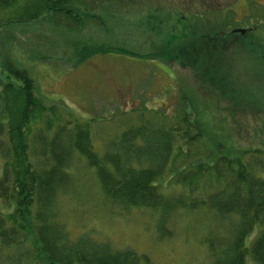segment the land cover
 I'll use <instances>...</instances> for the list:
<instances>
[{"label":"rangeland","instance_id":"rangeland-1","mask_svg":"<svg viewBox=\"0 0 264 264\" xmlns=\"http://www.w3.org/2000/svg\"><path fill=\"white\" fill-rule=\"evenodd\" d=\"M27 1L0 6V106L6 105V86L21 85L12 70L24 68L34 78L35 95L47 105L56 104L64 117L90 120L92 143L101 154L123 129L141 123L144 110L151 116L152 109H162L179 119L187 110L198 125L205 126L208 149L204 153L211 152L203 161H211V155H228L227 146H217L218 138L225 140V124V135L234 146L249 151L245 159L257 163L264 177V0H77L82 21L87 20L83 26L61 13L45 12L30 19L32 7ZM219 1L226 7L222 17L215 13L217 21L212 15H200L196 20L201 22L195 24L189 16L192 11L213 14ZM186 9L190 11L187 18L177 16ZM151 11L153 26L148 17ZM206 24H217V30L222 26L232 38L226 48L221 47L213 73L206 57L188 65L194 62L183 54L176 62L152 56H162L157 45L167 42L168 36L184 40L193 30V35L202 32ZM250 25L254 27L248 32L240 29ZM121 48L149 56L128 55ZM205 65L209 73L198 74ZM191 157V162L177 159V171L169 167L162 180L165 194L188 192L173 181L181 166L200 163L199 157ZM2 168L0 154V174ZM70 171L71 190L59 198L57 206L72 237L89 232L97 239H109L115 247L149 254L155 264H210L205 243L211 227L209 209H178L168 221L171 233L161 237L159 211L113 202L83 158H76ZM0 209L6 210L1 202ZM260 228L250 234L248 244ZM9 252L0 260L5 261ZM247 264H254L249 256Z\"/></svg>","mask_w":264,"mask_h":264},{"label":"trees","instance_id":"trees-1","mask_svg":"<svg viewBox=\"0 0 264 264\" xmlns=\"http://www.w3.org/2000/svg\"><path fill=\"white\" fill-rule=\"evenodd\" d=\"M16 1L0 0V6L8 7ZM76 4L77 0H28L27 6L32 7L28 15L35 19L45 12L64 14L83 26L87 20L82 21L81 9ZM225 7L219 1L213 14L192 11L189 15L186 9V13L177 16H192L195 24L201 22L196 20L200 15H212L217 21L215 13L222 17ZM148 17L153 26V11L148 12ZM252 26L244 28V32ZM204 28L197 35H193V30L184 40L168 36L167 42L157 45L162 56H152L176 62L183 59V54L194 62L188 65H197L206 57L213 73L221 47L226 48L232 38L222 26L217 30V24H206ZM120 51L149 56L139 50ZM203 70L198 74L209 73L207 65ZM12 73L21 85L8 84L4 90L6 105L0 106V202L6 208L0 209V255L12 252L0 263L12 260V264H155L149 254L131 247H115L109 239H97L89 232L72 237L57 205L59 198L71 190L72 163L83 158L95 169L102 191L113 202L159 211L161 237L171 233L168 221L178 209L206 208L211 215V227L205 235L210 264H247L248 256L254 264H264V177L257 163L245 159L249 151L237 148L225 135V124V140L218 138L217 146H227L228 155H211L208 162L203 161L211 152L204 153L208 149L205 126L198 125L184 109L180 119L162 109H152L151 116L144 110L141 123L123 129L101 154L92 143L90 120L64 117L60 107L47 105L35 95L34 78L28 70L18 67ZM36 127L38 130L34 131ZM191 156L199 157L200 163L181 166L173 181L185 186L188 192L183 190L177 196L165 194L162 180L169 167L173 165L171 170L177 171L175 161L187 158L191 162ZM257 227H261L260 232L248 244L247 238Z\"/></svg>","mask_w":264,"mask_h":264}]
</instances>
